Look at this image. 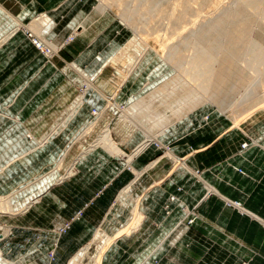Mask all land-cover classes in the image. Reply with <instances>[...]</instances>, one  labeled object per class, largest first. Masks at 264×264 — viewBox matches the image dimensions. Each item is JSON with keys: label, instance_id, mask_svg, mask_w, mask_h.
I'll list each match as a JSON object with an SVG mask.
<instances>
[{"label": "rangeland", "instance_id": "rangeland-1", "mask_svg": "<svg viewBox=\"0 0 264 264\" xmlns=\"http://www.w3.org/2000/svg\"><path fill=\"white\" fill-rule=\"evenodd\" d=\"M0 1L7 12L0 10V46L24 37L19 61L0 72V207L14 208L13 214L0 210L1 256L11 264H50L56 249L51 264H69L87 248L81 264L96 262L98 252L101 264H220V256L237 255L240 264H253L260 249L240 245L233 232L218 227L217 211L205 220L188 203L192 168L182 157L203 141L220 140L206 160L211 163L237 143L241 153L264 143V53L252 49L264 48L260 11L247 0ZM235 39L240 43L230 45ZM195 56L210 58L214 78L206 90L187 71ZM36 82L45 91L35 98L45 95L46 103L25 105L34 108L30 115L26 107L16 113L17 99L28 101ZM167 83L166 97L150 99ZM138 102L141 114L130 115L140 126L124 121ZM146 128L163 147L149 143L138 154ZM106 140L119 152L105 148ZM123 172L131 180L108 211L84 222L85 192ZM56 177L64 180L39 203L18 208L25 192ZM128 186L125 204L117 202ZM134 205L139 213L132 219ZM81 210L83 217L59 236Z\"/></svg>", "mask_w": 264, "mask_h": 264}, {"label": "crops", "instance_id": "crops-1", "mask_svg": "<svg viewBox=\"0 0 264 264\" xmlns=\"http://www.w3.org/2000/svg\"><path fill=\"white\" fill-rule=\"evenodd\" d=\"M23 40V35L18 34L11 41L9 40L7 43L0 46V72L9 65L11 68L19 61L21 54L19 49ZM24 44L36 54V50L26 39ZM24 47L25 46L22 48ZM15 49H17L16 52ZM60 58L64 60L62 57ZM4 86L5 85H3L2 88ZM32 86H36V92L29 96L28 101H24L23 95L17 99L16 105L21 104V106L15 110L16 113H20L27 104L38 108L37 105L46 103L45 95L41 98V95L35 98L39 89H42L40 91H45V87L37 85L36 82L31 84L28 89ZM26 108V112L29 113V115L34 110L33 107ZM35 111L33 114H35ZM34 117L35 116H32L33 119H35ZM247 130L253 132V130ZM219 141L218 139L213 143L210 141L200 142L195 146L193 153L182 157L187 160L188 165L194 171H199L201 173L200 176L203 179L202 182L190 173L191 176L188 179L186 189L193 193V198H189L188 203L197 207L199 213L205 220V217H209L211 213L213 214L214 211L215 213L217 211V215H219L218 227H226L227 230L233 232L236 242L240 245H250L253 248L260 249L261 252H259L258 257H255L256 260L254 259L253 264H264V143L260 146H254L247 151H242L241 153L240 142L237 143L235 148L224 158L221 156L219 160H216L217 162L211 163L210 161H206L211 156V148L216 143L219 144ZM140 156L141 155H139L138 158ZM222 160L226 162L219 165V161ZM137 162L138 160L133 162L135 167L139 166ZM233 167L240 168L243 174L235 171ZM127 175L128 173L123 172L117 177L109 179V181H106V179L103 181L98 180L95 183V187L85 192V205H88V208L85 213L86 218H84V222H87V218L91 220L97 216L102 217V214L108 211L113 195H115L117 190L128 185L131 180ZM216 176H218V178ZM80 193L81 192H77V195H80ZM50 194L60 202H62L63 199L73 205L69 198H65L61 195H54L52 193ZM81 195V197L77 198L84 201V193H81ZM72 215L73 214L70 213L67 217H71ZM235 247H238V245H235ZM241 258H243V256L240 257L237 255L234 258L220 256V264H227L229 260H231L230 264H240L242 262ZM124 263L127 264L126 261H124Z\"/></svg>", "mask_w": 264, "mask_h": 264}, {"label": "bare ground", "instance_id": "bare-ground-1", "mask_svg": "<svg viewBox=\"0 0 264 264\" xmlns=\"http://www.w3.org/2000/svg\"><path fill=\"white\" fill-rule=\"evenodd\" d=\"M110 2H117V0H109ZM246 4H247V6L250 8V9H254V11H260V17H262V19H264V0H247L246 2H245ZM261 4V6L259 7V5ZM137 8V7H136ZM0 10L2 11H4V13H6L7 14V12H5V9L0 5ZM2 11V12H3ZM9 17H12L11 16V14H9ZM18 21V20H17ZM21 25H22V23H21ZM32 31H33V33H36L33 29H32ZM32 31H30V32H32ZM234 33V31L231 33V34H233ZM38 34V33H37ZM150 36V35H149ZM41 37V36H40ZM41 39H43V38H41ZM44 41V40H43ZM240 43V40L239 39H235V40H233V41H231L230 42V45H238ZM145 44V43H144ZM146 45V44H145ZM248 47V46H247ZM254 48H252L253 50H259L258 52H260V53H264V48L263 47H260V45H258V46H255V44H254V46H253ZM249 48V47H248ZM163 50V49H162ZM259 53V54H260ZM197 55V54H196ZM262 55V54H261ZM260 55V56H261ZM206 56V55H205ZM135 59V58H134ZM210 58L209 57H204V56H195L194 58H192L191 60H189V62H187L188 63V72H191L192 73V76H191V78L195 81V82H197L199 85H200V88L201 89H203V90H206V88L208 87V88H210L209 87V84H211L210 82H208V81H210V80H212L214 77L211 75V74H213L212 73V71H210V67L211 66H209V62H208V60H209ZM223 60V59H222ZM221 61V60H220ZM131 62V61H130ZM133 62V61H132ZM217 62V61H216ZM215 62V63H216ZM134 63H135V61H134ZM221 64V63H220ZM187 65V64H186ZM69 67L71 68V69H73L75 72H77V64L75 65L74 63H73V65H69ZM216 68V67H215ZM218 69V68H217ZM216 69V70H217ZM217 72V71H216ZM216 75V74H215ZM214 75V76H215ZM209 78H210V80H209ZM82 79V78H81ZM83 81L86 83V84H88V86L89 87H92L93 85L92 84H90V83H88V81L86 80V79H83ZM214 81H215V79H214ZM173 82V81H172ZM169 83H171V81L169 82ZM209 83V84H208ZM166 85H168V83L167 84H165L164 85V87H159V88H161V89H159V90H155L153 93H152V95H151V98L150 99H153V98H155V96L157 97V94H158V96L159 97H161L160 95V93H164V90H165V88H166ZM171 85V84H170ZM172 87H174V86H172ZM171 87V88H172ZM168 88H169V86H168ZM169 88L170 89V91H172V89H174V88ZM207 88V89H208ZM169 89H167L166 90V92L167 93H169L168 91H169ZM175 90V89H174ZM175 92V91H174ZM173 93V92H172ZM160 94V95H159ZM165 94V95H164ZM164 94H162V95H164L165 97H166V93H164ZM158 97V98H159ZM190 96H188V98L187 99H191V101L192 102H195V99L193 98V97H190ZM149 98V97H148ZM162 98H164V97H162ZM189 101V100H188ZM190 101V102H191ZM142 103H145L146 104V102H142ZM142 103H140V102H138V103H135V104H131V107H130V112L129 113H127V117H125V122H127V123H131V122H134V124L136 125L137 123L134 121L135 119V117L136 116H138L139 114H141V113H138L139 111H142V110H140V109H142L140 106H142L141 104ZM196 104V103H195ZM194 103H193V105H195ZM144 105V104H143ZM193 105H192V107H193ZM142 107H144V106H142ZM131 111H132V113H134V112H137L138 114H136V116L134 117V116H132V115H130V113H131ZM172 111V110H171ZM238 116V115H237ZM127 118V119H126ZM131 121V122H130ZM132 124V123H131ZM137 125H139V124H137ZM140 126V125H139ZM144 130V129H143ZM144 133L147 135L146 136V140H145V143H143V145H141V146H139L138 147V154L140 153V152H142L145 148H147L148 147V144L149 143H158L160 146H162L163 147V145H162V143L158 140V139H156L155 138V136H151L150 135V132L147 130V128L144 130ZM105 141V140H104ZM101 143L99 142V145H100ZM105 148H107V149H109V150H113L115 153H117V152H119V150L117 149V147H115L114 145L112 146V144H111V142H109L108 140H106V143H105ZM147 150V149H146ZM137 154V153H136ZM168 155H170L173 159H174V161H177V162H180V160L176 157V155L173 153V152H171V151H169V154ZM124 158H126L127 159V156L124 154V155H122ZM172 159V160H173ZM184 164V163H183ZM185 166V165H184ZM188 168V167H187ZM189 171H190V173L191 174H194L195 175V172L192 170V169H190L189 168ZM134 172H136V174H137V176L139 177L141 174H140V172L138 173L136 170L134 171ZM200 172L199 171H197L196 172V176H199L198 178H200L201 176H200ZM58 177H56V178H48V179H45L44 181H40L39 183H38V185L36 186V188L33 190V191H31L30 192V194H28V191L27 192H25L26 194H25V200H24V203L23 204H21L20 206H18V208H20L21 210H23V208L24 209H26V211H28V208H31L30 206H32V205H35V204H37V203H39V201H40V199L42 198V196L45 194V193H48V191H49V189L52 187V186H54V185H56L57 184V182L59 183L60 181H62V180H64V179H60V180H58L57 179ZM131 187L132 186H128L126 189H124L122 192H121V194H120V196L118 197V200H117V202H123V204H125L124 203V200H125V198L128 196V193H129V191H130V189H131ZM128 198V197H127ZM8 204V203H7ZM19 204V203H18ZM16 207V206H15ZM23 207V208H22ZM2 209V211L3 212H9V214H10V212L12 213V212H14V208H12V207H10V205H7L6 206V204H5V206H2V207H0V210ZM19 209V210H20ZM1 211V212H2ZM17 211V210H16ZM138 211V209H137V205L135 206L134 205V207H133V210H132V219L134 218V217H136L138 214L137 213H139V212H137ZM0 212V213H1ZM2 212V213H3ZM6 214H8V213H6ZM13 214V213H12ZM131 219V220H132ZM140 221V218H137L136 220H135V222H134V226L138 223ZM59 235H60V232H59ZM3 237L1 236V239H2ZM3 240H5V239H3ZM2 240V241H3ZM2 241H0V243L2 242ZM57 246H58V243L56 244ZM56 245H55V248H56ZM55 250L56 249H54L53 251L55 252ZM88 249L86 248L85 250H82V251H80L75 257H73L72 259H71V261H70V263L69 264H81V262L83 261V259L85 258V256H87V255H85L86 254V251H87ZM52 251V252H53ZM98 255H96V262L94 261L93 262V264H101V259H102V257H100L101 255H99L100 254V252H98L97 253ZM2 252H1V250H0V264H11V263H9V261H7V260H5L2 256ZM16 264V263H15Z\"/></svg>", "mask_w": 264, "mask_h": 264}, {"label": "built area", "instance_id": "built-area-1", "mask_svg": "<svg viewBox=\"0 0 264 264\" xmlns=\"http://www.w3.org/2000/svg\"><path fill=\"white\" fill-rule=\"evenodd\" d=\"M94 114H97V113L95 112ZM245 147H247V145H245ZM245 147H244V148H245ZM86 206L88 207V205H86ZM82 217H83V210L79 211V212L77 213V215L75 216L74 219H72L70 222H68V223L65 224L63 227L60 228V235H59V236H63V235H65V234H67L68 231L71 229L72 224H73L75 221H77V220H79L80 218H82ZM56 247H57V245H56ZM54 256H55V252L53 251V252L50 253V259H51V260H50V264H51L52 261L55 260V259H54Z\"/></svg>", "mask_w": 264, "mask_h": 264}]
</instances>
